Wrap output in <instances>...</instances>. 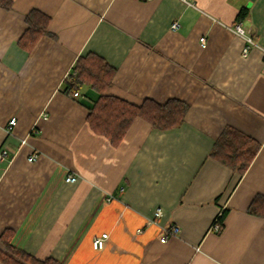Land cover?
<instances>
[{
  "label": "crops",
  "instance_id": "1",
  "mask_svg": "<svg viewBox=\"0 0 264 264\" xmlns=\"http://www.w3.org/2000/svg\"><path fill=\"white\" fill-rule=\"evenodd\" d=\"M34 10L50 22L27 51L19 40ZM237 23L264 48V0L0 6V151H9L0 159V250L62 264H264V215L249 212L264 198V57L258 47L243 55ZM89 53L115 68L107 94L138 106L181 100L183 122L162 129L138 117L119 145L95 132L88 115L99 94L66 91ZM227 127L260 143L243 174L211 156Z\"/></svg>",
  "mask_w": 264,
  "mask_h": 264
},
{
  "label": "trees",
  "instance_id": "2",
  "mask_svg": "<svg viewBox=\"0 0 264 264\" xmlns=\"http://www.w3.org/2000/svg\"><path fill=\"white\" fill-rule=\"evenodd\" d=\"M0 6L9 9L12 0H0ZM247 17V9L241 10L237 20ZM28 28L21 36L19 43L27 51L38 44L44 34L48 33L49 17L34 10L28 17ZM115 68L95 53L80 56L69 76L66 91L73 93L87 86L95 90L99 96L90 110L88 121L91 128L107 138L112 144L119 145L130 128L131 123L138 117L143 118L157 128L179 126L184 119L188 105L178 99H169L160 104L145 100L138 106L120 97L109 95L106 90L113 84ZM260 149V143L241 132L227 127L215 141L211 156L240 174L250 166ZM249 212L264 215V198L257 197ZM13 253L22 261L15 259L0 250V261L6 264H62L59 260L49 257L37 259L24 250L10 247Z\"/></svg>",
  "mask_w": 264,
  "mask_h": 264
},
{
  "label": "built area",
  "instance_id": "3",
  "mask_svg": "<svg viewBox=\"0 0 264 264\" xmlns=\"http://www.w3.org/2000/svg\"><path fill=\"white\" fill-rule=\"evenodd\" d=\"M184 2L188 3V4H193V0H183ZM179 27V23L177 21L173 22L172 24V29L173 30H176L178 29ZM236 34H238L239 36H241L244 41H245V45L243 47V55H248L250 50L253 48V47H258L262 53H263V57H264V48L260 47L256 42L255 40L253 39L252 36H250L249 33H247V31L244 29V27L242 26L241 23H237L233 29H232ZM206 39L205 37H202L201 38V42L202 43H205ZM73 96L74 97H79L80 96V92L79 90L75 89V91L73 92ZM17 123V120L16 118H13L10 120L9 122V127H8V130L9 132H12L13 130V127L16 125ZM26 140H23V142H25ZM9 154V151L7 149H2L0 151V159H6L7 156ZM37 159V155L36 154H33L32 156L29 157V160L30 161H34ZM77 180V176L75 175H69L68 178H67V181L68 182H74ZM162 214V212L160 210H158L156 212V215L157 216H160ZM213 229L218 231L220 230V227L218 224H215L213 226ZM168 232H172V233H175V232H178V227L177 226H173L171 229H168L167 230ZM109 237V234L108 233H103L101 236H98L94 239V247L96 249H102L104 246H105V242L107 241ZM168 237V234H165L164 237L162 238L163 241L166 240V238Z\"/></svg>",
  "mask_w": 264,
  "mask_h": 264
}]
</instances>
